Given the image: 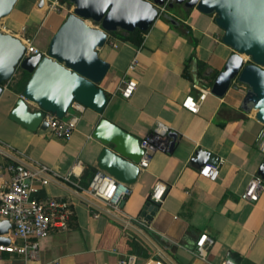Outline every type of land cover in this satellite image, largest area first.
I'll use <instances>...</instances> for the list:
<instances>
[{
    "label": "crops",
    "instance_id": "obj_1",
    "mask_svg": "<svg viewBox=\"0 0 264 264\" xmlns=\"http://www.w3.org/2000/svg\"><path fill=\"white\" fill-rule=\"evenodd\" d=\"M55 1L18 0L12 13L0 22V29L19 39L31 38L42 53H47L52 37L74 9L70 2L60 0L62 8L52 10ZM215 19V15H205L196 8L176 5L154 22L143 35L141 46L110 34L107 44L98 51L110 64L99 85L109 97L108 105L102 115L87 108L82 113L70 109L67 116L77 115L79 121L69 140L56 138L49 130L31 131L10 119L30 78L24 71L19 69L10 82L3 84L0 141L12 150L0 149V167L21 160L47 165L66 176L81 162L82 172L80 188L52 177L34 195L38 200L66 202L72 213L67 227L54 229L41 239L35 258L0 251V264H47L55 260L61 264H120L128 255L137 257L136 264H168L161 252L134 229L125 228L107 214L95 217L96 211L83 193L99 170L97 159L102 146L91 135L101 118L141 141L153 133L158 122L164 123L169 133L177 134L172 152H154L148 168L141 170L130 185L132 194L122 206L127 217H143L155 185L161 182L167 186L158 211L146 220L149 227L136 226L176 264H223L227 260L264 264V189L256 202L244 196L248 183L259 176L264 163L258 143L264 124L255 111L242 108L248 87L235 82L223 97L209 93L196 114L182 105L189 96L199 97V87L212 89L234 54L224 43V31ZM39 34L45 50L39 46ZM134 60L137 65L132 69ZM130 80L137 83V89L130 99H124L119 89ZM26 103L32 112L40 110ZM199 149L217 157L209 161L220 164L216 181L202 177L197 164L192 163ZM3 178L10 180L5 169ZM202 235L214 241L207 249L206 260L195 253ZM4 237L10 240L9 245L22 244L11 230Z\"/></svg>",
    "mask_w": 264,
    "mask_h": 264
},
{
    "label": "water",
    "instance_id": "obj_2",
    "mask_svg": "<svg viewBox=\"0 0 264 264\" xmlns=\"http://www.w3.org/2000/svg\"><path fill=\"white\" fill-rule=\"evenodd\" d=\"M65 1L74 5L73 12L52 37L47 53L24 58L25 45L21 39L0 29V96L3 84L10 82L19 69L30 75L10 114L11 120L31 131H46L49 125L43 120L44 113L64 118L74 101L102 115L109 97L99 85L110 64L100 58L98 51L107 44L109 35L120 30L147 32L166 9L184 5L205 15H215L216 24L224 31V43L234 50L217 76L212 94L223 97L235 82L246 85L248 91L242 108L255 111L258 121L264 124V0ZM17 2L0 0V22L12 13ZM27 101L40 110L32 112ZM91 137L102 146L97 159L99 169L123 183L134 184L145 152L142 141L105 118L100 119ZM176 141L177 134L170 132L165 147L159 151L172 152ZM214 157L199 149L192 163L202 170ZM258 174L264 179V163ZM159 206L160 203L149 199L143 218L151 220ZM11 228L9 221H0V245L10 244L4 236ZM130 228L158 249L168 264H176L147 233L136 225Z\"/></svg>",
    "mask_w": 264,
    "mask_h": 264
},
{
    "label": "built area",
    "instance_id": "obj_3",
    "mask_svg": "<svg viewBox=\"0 0 264 264\" xmlns=\"http://www.w3.org/2000/svg\"><path fill=\"white\" fill-rule=\"evenodd\" d=\"M62 8L60 0H56L52 5V10ZM25 30V28L23 29ZM25 45L24 58L44 54L34 45L31 38L21 39ZM137 60L132 62L131 68H135ZM137 89V83L133 80L126 81L120 87V95L124 99H130ZM211 93V88L199 87V97H187L183 102V107L191 113H198L200 104ZM70 109L76 113H82L85 106L74 101L64 118H59L55 114L44 113L43 120L49 125L48 130L53 136L62 140H69L77 131L79 117L77 115L67 116ZM169 128L158 122L153 133L142 140L141 146L144 148V155L138 164L140 170L147 169L154 152L159 151L166 145V138ZM258 143L264 154V129L258 136ZM0 149L11 152V147L0 141ZM8 153V152H7ZM10 174V180L4 181L3 170ZM82 172L81 162H78L72 171L62 176L47 165L41 163L28 164L25 161L15 160L0 167V220H7L11 223L12 234L16 239L22 240V244L0 245V251L8 253H18L27 259L35 258L38 254L39 241L46 238L54 229H64L68 225L71 211L68 204L57 199L38 200L34 195L37 188L47 186L52 177L62 178L66 183L80 188L79 178ZM200 175L210 181H216L220 175V164L208 163ZM264 189V179L260 176L254 177L245 190L244 196L247 200L256 202ZM88 203L95 209V217L100 214H107L116 221L130 228L132 225L149 227L145 218L127 217L122 210V203L132 194L130 185L117 180L106 171L98 170L92 177L88 187L82 189ZM167 186L159 182L155 185L151 200L161 203L166 194ZM214 243L207 235H202L197 242L196 255L206 260L207 249ZM137 257L128 255L120 260V264H136ZM47 264H61L55 260ZM223 264H237L231 260Z\"/></svg>",
    "mask_w": 264,
    "mask_h": 264
},
{
    "label": "trees",
    "instance_id": "obj_4",
    "mask_svg": "<svg viewBox=\"0 0 264 264\" xmlns=\"http://www.w3.org/2000/svg\"><path fill=\"white\" fill-rule=\"evenodd\" d=\"M147 32H141L139 30H136L134 32H124V31H117L114 33H111V35L113 37H116L122 41H126V42H131L137 46H141V44L143 43L144 37L143 35L146 34ZM26 75L28 77H30V75L28 73H26ZM96 173V172H95ZM93 177V176H92ZM89 184L85 185V188L88 187Z\"/></svg>",
    "mask_w": 264,
    "mask_h": 264
},
{
    "label": "rangeland",
    "instance_id": "obj_5",
    "mask_svg": "<svg viewBox=\"0 0 264 264\" xmlns=\"http://www.w3.org/2000/svg\"><path fill=\"white\" fill-rule=\"evenodd\" d=\"M172 10H173V9H172ZM89 24H90V25H94V24H92L91 22H89ZM4 32H5V31H4ZM5 33H6V32H5ZM17 38H18V37H17ZM38 40L40 41V43H39L40 48L43 49V50H45L46 47H45L44 43L41 41L42 38H41L40 34H39ZM247 61L249 62L250 59L247 58Z\"/></svg>",
    "mask_w": 264,
    "mask_h": 264
}]
</instances>
